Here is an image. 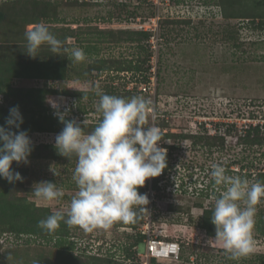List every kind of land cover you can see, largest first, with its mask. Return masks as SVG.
<instances>
[{
	"label": "rangeland",
	"instance_id": "374dc122",
	"mask_svg": "<svg viewBox=\"0 0 264 264\" xmlns=\"http://www.w3.org/2000/svg\"><path fill=\"white\" fill-rule=\"evenodd\" d=\"M40 21L62 41L59 54L47 45L36 58L23 52L26 28ZM136 30L150 33V39ZM73 48L83 50V61L71 63L65 49ZM151 50L150 60L160 55V79L156 77L153 93L128 95L151 101L146 126L164 129L167 137L159 142L161 147L174 148L170 154L167 150L168 175L154 188L149 204L137 209L135 220L142 226L150 216L154 234L182 242L179 260L159 264H264V200L257 205L251 255L231 260L221 245L208 243L215 236L211 214L218 195L209 176L211 165L222 163L229 175L264 182V142L253 145L240 137L250 122L264 124V112L260 115L264 110V0H0V120H6L11 107L26 106L23 126L12 130L27 131L33 142L29 163L12 164L24 179L9 183L0 178V264L132 262L119 249L127 242L121 233L127 227H118L122 222L88 232L61 222L57 231L61 230L63 241L57 244V231L54 237L45 236L43 229L44 234H36L41 228L28 221L29 206L38 210L39 222L53 211L66 210L77 187L72 179L76 157L69 159L55 147L50 152L46 148L54 146L63 123L34 113L46 109L56 116L57 111L67 110L68 119L82 127L86 120L85 132L92 131L101 119L94 107L99 98L93 87L110 80L116 86L124 82L128 90L135 81L141 85L142 74L132 71L151 64L145 60ZM131 74L134 78L128 80ZM19 95L28 97L27 102L21 104ZM77 97L82 105L73 109L71 102ZM251 101L258 106H250ZM235 109L243 114L254 109L259 116H224ZM204 120L236 122V128L225 134L224 147L208 152L202 145ZM1 124L7 127L5 121ZM41 181L57 183L64 197L37 201L31 191ZM11 203L24 206L25 211H11ZM145 248L140 243L136 249L144 254Z\"/></svg>",
	"mask_w": 264,
	"mask_h": 264
},
{
	"label": "clouds",
	"instance_id": "9594fccd",
	"mask_svg": "<svg viewBox=\"0 0 264 264\" xmlns=\"http://www.w3.org/2000/svg\"><path fill=\"white\" fill-rule=\"evenodd\" d=\"M24 35L26 50L23 52L29 57H38L45 45L52 53L59 54L62 41L49 30L46 22L28 26ZM65 51L71 63L85 59L82 49ZM94 91L99 98L94 107L101 119L92 131L85 132L86 120L82 127L77 120L68 119L67 110L55 113L64 127L55 136L54 147L60 155L69 159L76 157L72 179L77 190L66 210L53 211L38 222V227L48 234L55 233L61 222L85 232L97 228L106 230L116 222H135L137 209L142 210L149 204L148 195L139 188L168 167L167 149L159 146L161 129L156 125L146 126L151 101L143 96L110 95L99 86ZM53 107L57 105L53 103ZM23 122L17 105L9 109L7 127L0 125V178L9 183L24 179L12 169V164L29 163L33 151L28 132L12 130L20 129ZM209 176L218 195L211 214L215 236L208 243L211 246V242H216L229 259L239 261L255 250L252 233L257 205L264 200V182L229 175L222 163L212 164ZM31 192L37 201L45 203L65 195L64 189L51 181L35 183Z\"/></svg>",
	"mask_w": 264,
	"mask_h": 264
},
{
	"label": "trees",
	"instance_id": "16d2710c",
	"mask_svg": "<svg viewBox=\"0 0 264 264\" xmlns=\"http://www.w3.org/2000/svg\"><path fill=\"white\" fill-rule=\"evenodd\" d=\"M121 4V6H124V7H126V4H125V2H120ZM261 25V24H260ZM138 33H139V35H144V37H146L147 38V40L148 39H150V33H148V32H143V31H141V34H140V32L138 31V30H136ZM137 33V34H138ZM151 43V42H150ZM87 50V49H86ZM151 53H148V56H145V60H147V62L150 60V56H151V54H152V50L150 51ZM159 56L160 55H158V59H157V63H158V61H159ZM151 61V60H150ZM17 68H19V66L17 67ZM131 69V68H130ZM130 69H128V70H130ZM133 69H135L134 71H132V74L133 73H135V72H138V71H140V74H142V76H143V78H144V81L146 80V78H147V76H149V74L151 73V64L150 63H148L146 66H144L143 67V69L141 68V65L139 66V67H134ZM11 73H15V71L13 70L12 72H10L9 71V73H8V77L7 78H10L11 77ZM16 73H17V71H16ZM132 74H131V77L128 79V80H133V78H134V76H132ZM139 74V73H138ZM157 77H158V79H160V71H157ZM100 86V85H99ZM96 87H97V84H96ZM96 87H93L94 89H96ZM102 91H104L105 93H107V94H110V95H117V96H120V97H124V98H130L129 97V95H128V92H136V94H139V93H141V94H145L146 92L145 91H143V90H139L138 89V85L136 84L134 87H133V89H131V90H128V89H126L125 88V83L123 82L122 84H118V86H116V85H114L113 84V81L112 80H110V81H105V83H104V86H102V87H99ZM40 91V90H39ZM26 95V94H25ZM20 96V95H19ZM37 96V98H38V95H36ZM79 96V95H78ZM20 98H23L22 100H21V104H23V101H24V103L25 102H27V99H28V97H24V96H20ZM33 101H35V99H33ZM38 101H40L39 100V98H38ZM19 103V104H20ZM42 104H43V102H41ZM40 102H39V105H42ZM71 104H72V108L74 109V106H75V108H76V106H77V108L79 107V108H81V105H82V99H81V97H77V98H75V101L74 102H71ZM250 106H258L254 101H251L250 103H248ZM33 105H36V102L35 103H33ZM242 103L240 104V106L239 107H241L242 108ZM44 106V105H43ZM26 106H20V111H21V113H23V111H25L24 110V108H25ZM248 107V106H247ZM259 107H260V105H259ZM70 108V107H69ZM231 109V108H230ZM38 110H35V113H34V116H40L41 115V117L42 118H44L45 119V115H46V118H52L53 120H58V117H57V115L55 116H53V114L50 112V111H48V110H46L45 109V112H40V111H38ZM210 111H212V110H210ZM229 111V110H228ZM263 112H264V110H261V113H260V115H262L263 116ZM211 113V115H213L214 113L213 112H210ZM246 114H243L242 112H241V110H230L229 111V113L228 114H224V116L225 117H230V116H232V115H235V116H247V117H249V118H254V117H258L259 116V114L256 112V111H254V109H250V111L249 112H245ZM24 114V113H23ZM261 116V117H262ZM4 118L5 117H1V120H0V122L2 123V121H5L4 120ZM163 120H165V119H163ZM26 123V126L28 125L27 124V121L25 122ZM205 124V123H204ZM2 125V124H1ZM23 125H21V127H22ZM20 127V128H21ZM202 128H203V137H200L201 139L203 138L204 139V142H203V144L202 145H204L206 148H207V150H208V152H212V150L214 149V148H216V147H224V144H225V142H226V138H225V134L226 133H231V131H233V128L235 129L236 128V122H220V123H217L216 124V132L213 134V135H211L210 133H208L209 131H210V128H208V127H206V125L205 126H201ZM164 129H162L161 130V132L163 131ZM242 130H244L245 132H241L240 133V137H242L241 139L242 140H244L246 143L248 142V143H251V144H259V143H262V142H264L263 141V138H264V124H261V123H256V124H252V123H250L249 124V126L248 127H246V128H244V129H242ZM241 130V131H242ZM167 134H163V132H162V142H163V139L165 138V137H167L166 136ZM181 137H185L186 138V136L184 135V134H182V136ZM240 137H239V139H240ZM212 138L213 139H215V142L213 141V142H210V140H212ZM163 145H164V143H163ZM166 145V146H165ZM164 146H165V149H167V150H169V153L168 154H170L171 152H172V150H173V148H174V146L172 145H169V144H165ZM46 148H47V150H49V152H50V149L49 148H54V146L52 147V146H46ZM167 162H168V167L165 169L166 171H168L169 170V168H170V162L167 160ZM227 166H229V164H227ZM243 166V165H242ZM244 167V166H243ZM23 173V172H22ZM24 174V173H23ZM263 174H264V172H263ZM23 177H24V175H22ZM160 181V178L159 177H155L154 178V188L155 189H158L159 187L157 186L158 185V182ZM149 188V182H147L146 183V185H145V188H139V191L141 192V193H144L143 192V189H144V191H146L147 189ZM20 201H22V200H20ZM27 201V200H26ZM18 202V201H17ZM19 204H21V205H24V204H22V203H20V202H18ZM19 204H16V205H14V203H11V211H14L15 210V212H18V210H19V212H24L25 211V209H24V206L23 207H20V205ZM29 209H30V211H28V214H27V217H28V221H32L33 220V223H38V216H37V213H38V210H34L35 209V207H32V206H29ZM32 210V211H31ZM0 211H1V208H0ZM131 227V228H133V229H137L138 227H140L141 226V221L139 222H137L136 220H135V222H132V223H121V224H119V228H121V227ZM69 228V227H68ZM68 228H66V232H68ZM76 228V227H75ZM35 230V229H34ZM57 231V230H56ZM58 232V231H57ZM57 232H55V233H52V234H48L47 232L44 234L43 233V230L41 229V230H37L36 231V234L37 235H39V234H44L45 236H51V237H54V235L57 233ZM61 233V230L56 234V238H55V242H56V244L57 243H60V242H62L63 241V237H61L59 234ZM121 233H123V235L124 236H126L127 237V242H125V243H123V244H121L120 246H119V249H121L122 251H124L125 252V257H126V259H131L132 260V262H129V264H141V261H139L140 259L138 258V256H137V247L139 246V244L140 243H143L144 242V238H145V235H143L142 233H140V232H135V231H128V230H124L123 232H121ZM46 234H48V235H46ZM52 239V238H51ZM70 247H71V245H70ZM112 256L114 255V254H111ZM136 261V262H135Z\"/></svg>",
	"mask_w": 264,
	"mask_h": 264
},
{
	"label": "built area",
	"instance_id": "2783aa9c",
	"mask_svg": "<svg viewBox=\"0 0 264 264\" xmlns=\"http://www.w3.org/2000/svg\"><path fill=\"white\" fill-rule=\"evenodd\" d=\"M151 45L153 47V43L151 42ZM154 59V61H153ZM153 61V62H152ZM151 73L149 76H147L146 80L139 85L138 89L143 90L145 92L153 93L155 88V81L157 77V57H152L151 59ZM137 80V79H136ZM137 82L135 81L132 83V88L135 86ZM141 83V82H140ZM206 125V127L210 128L212 132H216V120H204L203 121ZM200 121V124L203 123ZM223 122H227L224 120ZM251 123V122H250ZM248 126V125H246ZM159 146L161 147V144L159 143ZM168 175V171L164 170V172L159 176L160 181L158 182V185L164 182L165 176ZM154 178H149V188L146 190V194L148 195L149 202L154 197L155 191H154ZM146 220L144 224L137 229H133L131 227H127L129 231H135L140 232L143 235H145L144 242L146 245L145 253L141 254V252H137V256L141 259H143V263L141 264H159L160 262H165L168 260L176 261L180 259L181 256V247L182 242L175 238H163L160 235L154 234L152 231V219L150 216L145 217Z\"/></svg>",
	"mask_w": 264,
	"mask_h": 264
}]
</instances>
